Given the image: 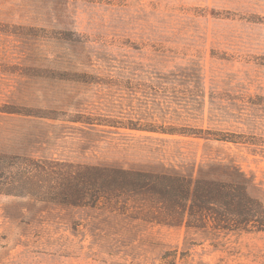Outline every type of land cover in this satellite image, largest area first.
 Returning <instances> with one entry per match:
<instances>
[{
  "label": "rangeland",
  "instance_id": "374dc122",
  "mask_svg": "<svg viewBox=\"0 0 264 264\" xmlns=\"http://www.w3.org/2000/svg\"><path fill=\"white\" fill-rule=\"evenodd\" d=\"M0 154L264 205V0H0ZM138 217L0 194V264H264V231Z\"/></svg>",
  "mask_w": 264,
  "mask_h": 264
},
{
  "label": "trees",
  "instance_id": "16d2710c",
  "mask_svg": "<svg viewBox=\"0 0 264 264\" xmlns=\"http://www.w3.org/2000/svg\"><path fill=\"white\" fill-rule=\"evenodd\" d=\"M0 194L59 204L133 211L170 227L264 231V205L243 178H192L108 166L65 165L0 154Z\"/></svg>",
  "mask_w": 264,
  "mask_h": 264
}]
</instances>
